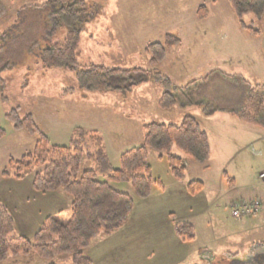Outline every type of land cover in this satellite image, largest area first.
Here are the masks:
<instances>
[{
  "label": "rangeland",
  "instance_id": "1",
  "mask_svg": "<svg viewBox=\"0 0 264 264\" xmlns=\"http://www.w3.org/2000/svg\"><path fill=\"white\" fill-rule=\"evenodd\" d=\"M47 1L0 0V126L5 130L0 175L9 170V159L19 160L36 140L7 118L16 107L20 116L32 114L51 145H67L75 128L98 132L113 168H119L122 152L141 144L144 124L179 125L189 114L209 139L206 166L173 146L171 153L185 164L184 177L178 179L165 153L149 151L151 176L169 193L156 197L164 190L154 185L150 197L135 198L128 232L124 234V225L111 235H98L85 254L92 264H264V128L231 113L243 101L244 80L253 86L264 83V13L242 15L244 23L259 30L252 36L239 27L228 0H84L83 13L71 24ZM201 5L207 15L198 18ZM72 28L80 30L79 65L138 67L147 70L146 81L129 90L98 91L83 87L76 71L44 67L39 52ZM166 33L181 44L151 66L144 48L162 41ZM157 74L175 85L196 83L183 104L163 109L158 106L163 87L155 83ZM90 165L83 162L81 171ZM192 180L202 182L201 191L183 196L173 192ZM110 185L132 194L124 182ZM56 195L62 198L43 208L42 200ZM42 196L33 191L30 174L23 179L0 176V203L15 217L11 236L31 238L46 215L69 219L66 194ZM254 201L259 202L255 213L232 215L233 205ZM174 221L190 222L194 239L180 240ZM4 264L74 263L69 254H60L52 259L9 256Z\"/></svg>",
  "mask_w": 264,
  "mask_h": 264
},
{
  "label": "trees",
  "instance_id": "2",
  "mask_svg": "<svg viewBox=\"0 0 264 264\" xmlns=\"http://www.w3.org/2000/svg\"><path fill=\"white\" fill-rule=\"evenodd\" d=\"M228 2L239 20V27L252 36L258 35L259 30L244 23L242 15L264 13V0ZM46 4L70 24L83 13L85 6L84 0H48ZM196 13L198 18H203L207 15V8L201 5ZM79 37L80 30L72 28L63 38L50 42L39 52L42 65L76 71L83 87L98 91L129 90L146 81L147 70L138 67L119 69L94 64L79 65ZM180 44V38L169 33L164 35L162 41L149 42L144 48L149 56V64H159L170 48ZM155 83L163 87L158 106L164 109L183 104L186 91L195 86L196 80L181 86L173 84L167 76L157 74ZM244 84L247 85L243 91V101L231 113L248 124L264 128V83L253 86L244 80ZM188 103L193 104V101ZM195 104L199 105L200 102ZM6 116L16 130L24 129L35 135L36 140L33 149L19 160L9 159V170H3L0 176L23 179L30 174L33 191L41 194L60 191L66 194L70 198V217L63 220L58 213L50 214L31 238L21 233L11 236L16 228L15 217L5 204L0 203V264L6 263L9 256L52 259L60 254H69L74 264H92V259L85 254L92 240L101 234L111 235L126 225L135 208V198L150 197L154 185L159 187V191L165 189L161 180L151 176L147 160L149 151L165 153L171 172L178 179L184 177L185 164L180 156L171 153L173 146L205 166L210 153L206 131L189 114L182 116L179 125L159 122L144 124L141 144L120 154L119 168L111 166L102 137L96 131L75 128L67 145H51L35 124L32 114L20 116L16 107ZM4 134L5 130L0 126V138ZM85 161L91 165L81 171ZM111 182L128 184L132 194L114 188ZM202 188L201 181L186 183V191L191 195ZM173 231L182 241H191L195 237L190 222L174 221Z\"/></svg>",
  "mask_w": 264,
  "mask_h": 264
},
{
  "label": "crops",
  "instance_id": "3",
  "mask_svg": "<svg viewBox=\"0 0 264 264\" xmlns=\"http://www.w3.org/2000/svg\"><path fill=\"white\" fill-rule=\"evenodd\" d=\"M261 136H263V135H261ZM169 193V191L167 190V188L166 189H164V191H162V192H158V195L156 196V197H159V196H161V195H164L165 193ZM173 192L175 193V194H179V195H181V196H183V195H187V191H186V183L185 184H182L181 185V187H179V188H177L176 190H173ZM52 193H58V192H52ZM43 196L42 197H47L46 195H48V194H42ZM62 197H60V195H56V196H51L50 198H46L45 200H42V204H43V208H51V204H53L54 202H58L60 199H61ZM70 201V200H69ZM135 209V208H134ZM145 209V208H144ZM172 209V207H168V209H167V212L168 211H170ZM53 210H55V212H57L58 210H59V208L58 207H55ZM145 211V210H144ZM52 212V211H51ZM133 213H134V210H133V212H132V214H131V217H132V215H133ZM169 213H171V212H169ZM47 216V215H46ZM44 219V218H43ZM129 219H131V218H129ZM129 221L130 220H128V222L126 223V226H124L123 227V232H124V234H126L127 232H128V230H129V228H128V226H127V224L129 223ZM172 226H173V222H172ZM122 229V228H121ZM93 261V260H92Z\"/></svg>",
  "mask_w": 264,
  "mask_h": 264
},
{
  "label": "built area",
  "instance_id": "4",
  "mask_svg": "<svg viewBox=\"0 0 264 264\" xmlns=\"http://www.w3.org/2000/svg\"><path fill=\"white\" fill-rule=\"evenodd\" d=\"M260 176H264V173H261ZM259 208V202L254 201L249 204H241L240 206L233 205L232 215L234 217H241L243 215H250L255 213Z\"/></svg>",
  "mask_w": 264,
  "mask_h": 264
}]
</instances>
